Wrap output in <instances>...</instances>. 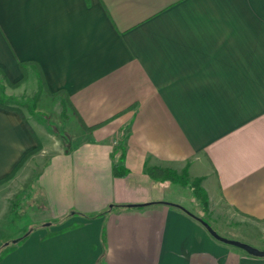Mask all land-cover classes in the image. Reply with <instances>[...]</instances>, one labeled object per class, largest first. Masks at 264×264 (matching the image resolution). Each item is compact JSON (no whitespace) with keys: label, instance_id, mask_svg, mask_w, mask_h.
Instances as JSON below:
<instances>
[{"label":"crops","instance_id":"1","mask_svg":"<svg viewBox=\"0 0 264 264\" xmlns=\"http://www.w3.org/2000/svg\"><path fill=\"white\" fill-rule=\"evenodd\" d=\"M27 60L100 126L72 108L51 132L30 124L49 151L33 159L36 220L0 264H264L208 231L191 190L146 171L188 167L221 226L264 235V0H0V67L15 82ZM36 146L0 106V180Z\"/></svg>","mask_w":264,"mask_h":264},{"label":"rangeland","instance_id":"2","mask_svg":"<svg viewBox=\"0 0 264 264\" xmlns=\"http://www.w3.org/2000/svg\"><path fill=\"white\" fill-rule=\"evenodd\" d=\"M20 62L19 67L22 71V77L15 82L11 81L5 70L2 68L4 74L0 72V100L5 106L13 108V110H17L22 115L23 120L29 126L31 133L36 139L37 146L29 151L30 155H28V157L20 165L14 175L10 176L4 182H0V186L4 185L3 187L5 188V192L7 194L6 205L10 209L9 214L7 212L8 226L6 230L4 229L3 231H0V256L8 248H15L16 245H19L15 242L16 239H19L25 234H27L28 237L31 230H33V222L34 220H36V211L32 203V197L33 192H35L36 190L34 189V183L41 167L39 163L35 162L37 160H34L33 162V159H35V156L37 154H43V157H46L47 159L49 151H46L48 148L45 146V142H43L45 136H43L42 139L30 124L38 121L39 123L45 124L47 130L51 132L52 129H50L49 127L51 126V124L59 125L61 124V122H65V120L67 119L68 108L73 109L81 126L82 124L80 122V119L83 120V118L80 117L77 111L75 112L74 106H71V104L68 103L66 99V92L64 90L51 91L47 86L41 87L36 66L34 64L33 66L28 65L25 71H23L20 66ZM96 125L100 126V124ZM116 157L118 158L119 156L117 155ZM31 160L32 162H29ZM27 162L28 167L24 169L23 167L27 164ZM185 169L186 167L177 171L179 174H182ZM20 170H22V173H20L19 176L16 177ZM15 177L16 179L13 180V178ZM195 179L197 178H190V180ZM186 188L190 190L188 187ZM185 191L186 190H184L183 193H186ZM183 199L185 203L190 204L189 198L187 199L185 197ZM197 209L199 216H203L202 218L208 221L211 225L214 224L217 228L222 230L218 232H221L220 234H224L223 236L227 238L235 239L237 237L241 238V241L252 240V242H254L255 244L260 243V240H264V235H260L261 233L259 231H255V227L253 226L254 222L249 219H246L244 222H235L231 218H226L224 221L225 224L221 226L219 220H215L214 215L210 213V209L208 210V212H204L201 208L200 203ZM204 216L206 218H209V220L211 221L206 219ZM261 224L264 225V222ZM19 228H21V230ZM233 236L236 237L234 238ZM254 243L249 244L253 245Z\"/></svg>","mask_w":264,"mask_h":264},{"label":"trees","instance_id":"3","mask_svg":"<svg viewBox=\"0 0 264 264\" xmlns=\"http://www.w3.org/2000/svg\"><path fill=\"white\" fill-rule=\"evenodd\" d=\"M33 64L36 66V70L38 72V76H39V81H40V86H44L46 87V81H45V77L43 75L42 69L40 67V65L32 60H27V61H21L20 62V66L22 68L23 71H25L26 67L28 65H32ZM0 72H2L4 74V71L2 70V68H0ZM66 99L68 101L69 104L72 105L71 100L69 99V96L66 93ZM0 106L5 107V108H9L7 106H5L3 104V102L0 100ZM9 109H13V108H9ZM76 112V109H74ZM80 122L82 124V126L87 130V131H91L94 128H96L98 125H93V126H87L84 121L82 119H80ZM28 155H30V152L27 153L23 159L17 164V166L14 168V170L5 178L1 179L0 182H4L5 180H7L10 176L14 175L15 172L17 171V169L20 167V165L25 161V159L28 157ZM119 156V159L121 161L124 160L125 158V147L124 146H120L114 156ZM113 171H114V175L115 176H126L129 173V168H127L125 165L123 164H117L115 163L113 166ZM147 173L149 174V176L151 178H153L154 180L157 181H162V182H172V183H177L180 184L184 187H188L193 195L195 196V198L198 200V202L201 205V208L204 212H208L209 210V196L207 191L203 188L201 182H202V178H197L195 180H190L189 178V174H188V167H186V169L184 170V172L182 174H179L177 170L170 168V167H147L146 168ZM199 216V215H197ZM201 217V216H199ZM27 238V234H25L24 236L20 237L19 239H16L15 242L17 244H21L24 242V240ZM14 247L12 248H8L7 250H5L1 256H0V260L9 252H11L13 250Z\"/></svg>","mask_w":264,"mask_h":264},{"label":"water","instance_id":"4","mask_svg":"<svg viewBox=\"0 0 264 264\" xmlns=\"http://www.w3.org/2000/svg\"><path fill=\"white\" fill-rule=\"evenodd\" d=\"M130 206H136V205H130ZM184 209L186 210V208H184ZM189 213H191V212H189ZM192 215H194V214H192ZM194 216L208 229V231L215 238L219 239L220 241H223L225 243H228V244L234 245L238 248H241L253 256L264 257V249H260L258 247H255V246H253L247 242L241 241V240L227 238V237L221 235L217 230H215L213 228V226L208 221H206L205 219H203L202 217H199L197 215H194Z\"/></svg>","mask_w":264,"mask_h":264}]
</instances>
